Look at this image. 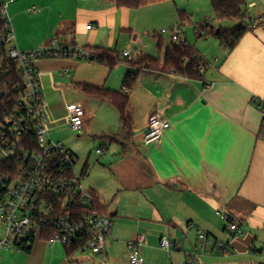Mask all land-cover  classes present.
<instances>
[{"label": "crops", "instance_id": "obj_1", "mask_svg": "<svg viewBox=\"0 0 264 264\" xmlns=\"http://www.w3.org/2000/svg\"><path fill=\"white\" fill-rule=\"evenodd\" d=\"M103 1L110 3L106 13L79 10L57 24L53 36L52 30L39 41L21 37L19 47L37 49L58 37L67 47L88 53V46L111 48L121 57L114 68L90 57L37 62L50 132L71 128L70 107L81 105L86 115L78 136L102 142L98 163L93 166L88 159L80 173L88 164L84 182L114 219L106 247L109 264H131L128 242L139 233L145 235L143 264L264 263V118L252 101L254 95L264 97V20L233 50L222 43L226 50L214 47L212 62L195 46L210 68L203 66L202 78L141 68L133 86L126 88L125 77L136 70L131 60L142 55L163 60L178 42L171 34V43L162 36L155 46L145 43L148 37L132 17L135 8ZM128 49L135 55L131 60L123 56ZM78 84L124 91L131 126L124 127L111 101L85 93ZM156 113L171 126L159 141L146 144L144 134ZM221 214H227L228 221ZM228 222L237 223L242 233L230 231ZM200 233L210 239H201ZM162 237L174 243L173 253L161 247ZM56 245L37 240L29 264L94 259H81L78 251L69 258L64 247L62 256L54 251ZM95 256L99 264L102 257Z\"/></svg>", "mask_w": 264, "mask_h": 264}, {"label": "built area", "instance_id": "obj_2", "mask_svg": "<svg viewBox=\"0 0 264 264\" xmlns=\"http://www.w3.org/2000/svg\"><path fill=\"white\" fill-rule=\"evenodd\" d=\"M15 0H0V252L14 248L31 247L42 235L46 243L61 244L66 249L90 251L99 255V264H109L107 241L114 219L97 210L83 215L72 211L75 207H88L92 203V191L77 172L78 158L61 141L51 137L49 116L45 106L40 70L41 58L73 56L88 58L90 53L83 48L64 46L58 37L42 47L21 50L16 44V34L9 13V5ZM253 2L248 6L254 8ZM32 7L30 13L40 12ZM264 19L248 18L249 28H256ZM88 25V28H92ZM172 38L183 43L178 28ZM168 32L162 29L161 33ZM226 46V44H224ZM123 56L131 60L135 55L125 50ZM203 69V67H201ZM252 101L261 110L264 118V97L254 95ZM85 109L81 105L70 107V126L79 131L84 124ZM171 126L168 118L154 114L148 122L144 142L159 141ZM228 221L227 214H221ZM230 231L242 233L237 223L228 222ZM205 241L209 236L200 233ZM144 233H139L128 242L129 262L143 264L142 246ZM221 249L226 246L218 244ZM161 247L173 253L174 243L162 237ZM190 264H195L192 260Z\"/></svg>", "mask_w": 264, "mask_h": 264}, {"label": "rangeland", "instance_id": "obj_3", "mask_svg": "<svg viewBox=\"0 0 264 264\" xmlns=\"http://www.w3.org/2000/svg\"><path fill=\"white\" fill-rule=\"evenodd\" d=\"M253 1L258 4L255 8H249V15L254 19L264 13V0H248V4L250 5ZM109 4V2L103 0H15L9 5V13L16 34V44L21 49L19 47L21 37H27L30 41H39L45 38L48 32L52 30L53 36L56 33V25L63 19L73 18L79 10L90 11V9H93V11L99 10L100 13H106V6ZM32 7L40 8L41 11L30 13L29 9ZM132 17L138 21L139 30L148 37L145 43L150 42L152 46L159 43V36L164 37L165 40L171 43L172 29L178 28L181 36L187 37V40L196 46L200 53L206 54L205 56L210 62L214 60V47L219 46L221 49L226 50V48L221 46V41L214 36L200 37L197 33L199 26L206 21L215 23L213 21L214 11L211 0H164L150 3L132 10ZM236 24L237 20L235 19H227L220 23L224 28H230ZM162 29H168L169 32L162 34ZM219 59L221 58L219 57ZM204 66L205 68L209 67L206 61ZM51 137L56 141H62L68 149L77 153L79 157L76 170L79 173L88 159L94 166L101 158L98 149L102 142L99 139L95 141L93 137H90V139L79 137L78 131L68 126L59 130L52 129ZM91 153L92 155H90ZM86 184L89 187L87 182ZM0 233H3L1 226ZM64 248L58 244L54 251L63 256ZM49 252L50 256L53 255L51 254L52 248H50ZM76 254L81 259L87 257L97 258L90 251H78ZM30 255L25 250L3 249L0 252V264H29ZM94 259H89L82 263L96 264ZM45 262L46 264H54L48 259Z\"/></svg>", "mask_w": 264, "mask_h": 264}, {"label": "trees", "instance_id": "obj_4", "mask_svg": "<svg viewBox=\"0 0 264 264\" xmlns=\"http://www.w3.org/2000/svg\"><path fill=\"white\" fill-rule=\"evenodd\" d=\"M115 3L119 7H129V8H139L150 3H157L164 0H107ZM215 23L206 21L201 24L198 28V35L200 37L214 36L219 39L222 44H226L229 50H233L237 44L241 41L243 36L248 32L254 30L249 28L246 20L251 19L248 9V0H211ZM184 18V17H183ZM227 19L237 20V24L230 28H224L220 23ZM1 23V22H0ZM219 28V32L217 29ZM203 30V31H202ZM225 46V45H224ZM90 52V59L98 63L114 68L120 61L121 57L115 49L99 47V46H88ZM132 65L136 68L135 71L130 72L124 79V87L131 88L137 77L141 68H152L163 70L167 72H173L178 75L188 77V78H202L203 72L201 67L205 65L204 58L200 55L197 48L190 44L187 39L183 43H174L167 49L164 59L161 60L158 57H153L151 55H142L136 61H130ZM85 93L90 95H97L104 97L111 101L121 113V118L124 127L131 126V115L129 108V98L128 95L123 91L110 90L105 87H97L88 84H78ZM88 164H86V168ZM86 168L84 169L82 176L86 174ZM93 200L88 207H75L71 211L62 209L63 213H68L72 211L76 215H83L84 213H90L93 210H97L102 214H108L105 211L100 198L95 191L92 190ZM48 236L42 235L41 239L46 240ZM31 247H26L24 250L31 254ZM67 255L71 258V254L75 252V249H66ZM264 264V263H262Z\"/></svg>", "mask_w": 264, "mask_h": 264}, {"label": "water", "instance_id": "obj_5", "mask_svg": "<svg viewBox=\"0 0 264 264\" xmlns=\"http://www.w3.org/2000/svg\"><path fill=\"white\" fill-rule=\"evenodd\" d=\"M217 32H219V28L217 29Z\"/></svg>", "mask_w": 264, "mask_h": 264}]
</instances>
